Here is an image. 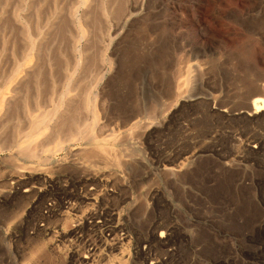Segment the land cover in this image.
Segmentation results:
<instances>
[{
	"label": "rangeland",
	"instance_id": "obj_1",
	"mask_svg": "<svg viewBox=\"0 0 264 264\" xmlns=\"http://www.w3.org/2000/svg\"><path fill=\"white\" fill-rule=\"evenodd\" d=\"M259 88L264 0H0V264H76L43 228L92 188L83 208L145 238L147 264H264ZM10 172L36 179L11 193Z\"/></svg>",
	"mask_w": 264,
	"mask_h": 264
},
{
	"label": "bare ground",
	"instance_id": "obj_2",
	"mask_svg": "<svg viewBox=\"0 0 264 264\" xmlns=\"http://www.w3.org/2000/svg\"><path fill=\"white\" fill-rule=\"evenodd\" d=\"M251 96L254 97L252 102H251V107H252V110H253L251 115H255V114L263 112L264 111V89L263 88H259V89L255 90V91L251 92ZM214 110H216V109H214ZM262 116H264V112L262 113ZM261 119L263 120V118H261ZM246 142L247 143L245 144V146L248 148L250 146V144L248 143V140ZM251 142H253V141H251ZM255 143H256V141H255ZM96 151H97L96 149H91V151H90L89 148L80 149V152L85 153L86 156L88 157V159L94 158L95 156L97 157L98 153H96ZM83 153H81V154H83ZM101 157H103V156H99L98 158L102 159ZM192 158H193V155L190 156V157H186L185 160L183 162H181V163L184 164L186 162H189ZM113 159H115V158H113ZM113 159L109 158V157H105V161H107L108 163H112ZM165 169L168 171V167L167 168L165 167ZM169 170L171 171V173L173 171H175L174 167H170ZM85 177H86V179H84ZM84 178L82 179V177H81V179L83 180L82 182H84V184L88 185V184H92V183L94 184L95 182H97L98 176H97L96 173L87 172L86 174H84ZM34 179H36V177H34V176H30V177H26L25 178V177H23V175H14V173H11V172L4 176V180H6V182L8 180H12V183H11L12 185L10 187L11 188L10 190L12 191V192L10 191L11 193L20 192L21 188H23V186H24L23 184L31 183L32 180H34ZM91 190L92 191H87V192H83V193L82 192L81 193L80 192H74V193H70V194L67 193L68 195L64 194L67 197L69 196V198H70L69 200H71V198H72L73 200L76 201V203L71 202V201H67L66 202V205H67L68 209L76 211L79 214L82 213L81 215L77 216L76 218H74L73 216H72L73 218H71V216H70L71 213L69 212L71 210H69V211L66 210V211H63V212L59 213V210L57 212H54V208L53 207L50 208V210H49L50 215L48 217L56 216L58 221H59V225L57 224L58 225L57 226V231H55V232L53 230L51 231L48 226H44L43 232L46 233V235H52L53 236L52 244L56 245L57 247L60 246V245H63L65 247L72 246L70 248V253H71L70 255H71L72 260L74 259L73 261H75L76 264H101V262L104 259H106V258L109 259L111 257L110 254H109L108 257L104 256V255L102 256V254H103L102 253V249L104 250V248L108 249L111 252L112 256H113V257H111L108 260L109 264H124V263L130 262L132 260V257H131V255L128 254V250L127 249L130 248L131 246H134V248L137 249L138 257L140 258V256H143L142 264H147L148 255L149 254L146 251H144L145 253L144 252L142 253V252L139 251L140 250V244H144V243H142V241L145 238L143 240L141 238H138L137 242H135V244H133L132 243L133 241L131 239L130 232H129L128 228H124V226L122 224H117L115 226H112V224H109L108 226H106L107 223H112V220L115 218L114 216L116 214H112V212H114V211H112L111 213H110V211H106V210H104L102 212H99L100 209L97 210V209H92L91 208V209L86 210V209L83 208L86 205H92V206L96 205V203H95L96 201L94 200V196L96 195V189L92 188ZM25 192L31 193V192H33V190L26 189ZM29 193H27L26 195H29ZM34 193H35V191H34ZM11 199L15 200L14 197H11ZM109 218H110V220H109ZM67 222H71V223H69L70 224L69 226L66 225ZM104 226H105L104 230H105V232L106 231L109 232V234H108L109 236H111V235L114 236V234L117 231H122L123 232L121 234L122 236L120 235L121 236L120 238H118L119 237L118 235H115L114 237L111 236L112 238L110 240H108L107 239L108 237H104V236L102 237V236H100V234L98 235L97 231L99 229H102ZM165 228H166V230L162 231L161 234L159 235V239H156V232L159 230L158 227L153 229L154 231H153L152 239H150L149 241L147 239L146 243L148 244V242H150V244H151V242H153V243L158 242V243H162L164 245H168L169 242L172 240L173 235H175L177 233V228L178 227L173 222H171V224H168ZM84 230L85 231L86 230L87 231L90 230L91 232H96V233H94L93 235L88 234V235L83 236L80 232H84ZM165 231H167V233H165ZM89 235H91V236L87 238L86 236H89ZM101 235H103V234H101ZM77 244L83 246L82 250H81V248L78 247ZM145 246H147V245L145 244ZM116 250L121 251V254L124 253V257H126V258L123 257L125 259L124 261L122 259L123 255L121 257H119L120 255L118 256L119 253L118 252L116 253L115 252ZM113 252H115V253L113 254ZM139 262H140V260H139ZM62 264H66V263H62ZM151 264H160V263H159V261H155V262H152Z\"/></svg>",
	"mask_w": 264,
	"mask_h": 264
}]
</instances>
